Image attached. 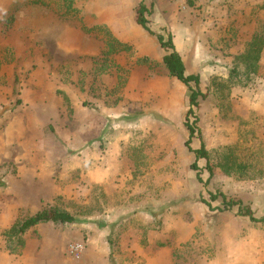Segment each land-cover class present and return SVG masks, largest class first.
<instances>
[{"label":"rangeland","instance_id":"obj_1","mask_svg":"<svg viewBox=\"0 0 264 264\" xmlns=\"http://www.w3.org/2000/svg\"><path fill=\"white\" fill-rule=\"evenodd\" d=\"M43 1L0 0V264H264V220L209 194L264 217V0ZM45 208L77 220L9 236Z\"/></svg>","mask_w":264,"mask_h":264},{"label":"trees","instance_id":"obj_2","mask_svg":"<svg viewBox=\"0 0 264 264\" xmlns=\"http://www.w3.org/2000/svg\"><path fill=\"white\" fill-rule=\"evenodd\" d=\"M32 1L35 4L44 3L43 0L42 1L32 0ZM150 13L151 11L149 10L148 6L144 2H141L137 9V22L146 31H148L153 35H156L161 46L167 48L170 51L168 54H166L163 57L164 66L167 68V70L169 71L172 77L177 78L179 81H181L190 88L189 109L185 121V125L189 130V139L187 140L186 144L188 148L195 153L196 160L200 158H204L207 160V169L212 175L213 170L212 167L210 166L211 155L206 149L205 145L202 144L201 147L198 149H192L190 146L191 140L196 133V124L198 120L196 118L194 121H192L191 117L195 116V109H197L200 106V101L207 98V93H204L201 88V77L199 74H187L184 60L181 57L180 53L176 50L175 44L171 36H169L168 40H166L163 34H159V33L155 34L150 29V27L148 26L149 20L147 18V15ZM191 83H194L195 87H191ZM193 168L195 170L199 169L196 163L193 166ZM198 178L200 181H203V179L200 177V174H198ZM209 194L212 201L221 200L222 204L228 209H231L233 207H238L241 215L249 217V219H251L254 222H259L264 220V217L262 219L256 217L252 209L245 206L242 200L228 198L225 194L221 192L218 193L210 192ZM204 202L208 206L210 207L212 206L211 203H209L208 201L205 200ZM76 220H77L76 217L67 211L58 210L56 208H45L35 213L34 215L26 218L25 220L15 223L8 231V234L9 236H18L20 234H24L31 228L42 223L73 224L76 222Z\"/></svg>","mask_w":264,"mask_h":264},{"label":"built area","instance_id":"obj_3","mask_svg":"<svg viewBox=\"0 0 264 264\" xmlns=\"http://www.w3.org/2000/svg\"><path fill=\"white\" fill-rule=\"evenodd\" d=\"M85 245L81 241H72L67 245L68 255L74 259H78L83 255Z\"/></svg>","mask_w":264,"mask_h":264},{"label":"crops","instance_id":"obj_4","mask_svg":"<svg viewBox=\"0 0 264 264\" xmlns=\"http://www.w3.org/2000/svg\"><path fill=\"white\" fill-rule=\"evenodd\" d=\"M188 74V73H187Z\"/></svg>","mask_w":264,"mask_h":264}]
</instances>
